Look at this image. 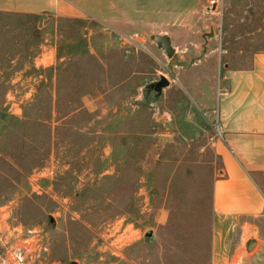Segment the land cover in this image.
<instances>
[{
    "label": "rangeland",
    "instance_id": "374dc122",
    "mask_svg": "<svg viewBox=\"0 0 264 264\" xmlns=\"http://www.w3.org/2000/svg\"><path fill=\"white\" fill-rule=\"evenodd\" d=\"M68 2L0 12V264H213L214 94L264 52V0ZM250 223L231 264H264Z\"/></svg>",
    "mask_w": 264,
    "mask_h": 264
},
{
    "label": "crops",
    "instance_id": "0c3cea01",
    "mask_svg": "<svg viewBox=\"0 0 264 264\" xmlns=\"http://www.w3.org/2000/svg\"><path fill=\"white\" fill-rule=\"evenodd\" d=\"M0 12L43 17L73 9L68 0H0ZM224 77V89L214 94L223 140L218 147L222 174L212 189L213 264L235 259L236 252L224 243L229 230L264 217V192L257 181L264 175V52L255 53L248 67L227 69Z\"/></svg>",
    "mask_w": 264,
    "mask_h": 264
},
{
    "label": "water",
    "instance_id": "95a60500",
    "mask_svg": "<svg viewBox=\"0 0 264 264\" xmlns=\"http://www.w3.org/2000/svg\"><path fill=\"white\" fill-rule=\"evenodd\" d=\"M152 39L155 41L158 48H161L167 56H171L175 49L171 46V40L168 35H162V36H152ZM169 85V81L164 77L160 76V79L156 82L150 83L147 86V92L150 90H153L156 95H159L162 91V88ZM152 235V231L148 230L145 233V237L150 238ZM255 245V241L249 240L246 244V250L249 251L253 246ZM69 264H78L75 261L70 262Z\"/></svg>",
    "mask_w": 264,
    "mask_h": 264
},
{
    "label": "built area",
    "instance_id": "2783aa9c",
    "mask_svg": "<svg viewBox=\"0 0 264 264\" xmlns=\"http://www.w3.org/2000/svg\"><path fill=\"white\" fill-rule=\"evenodd\" d=\"M216 113V112H215ZM215 126L217 127V132H218V134H219V139L222 141L223 140V136H222V132H221V130H220V127H219V125H218V120H217V114H216V120H215Z\"/></svg>",
    "mask_w": 264,
    "mask_h": 264
}]
</instances>
